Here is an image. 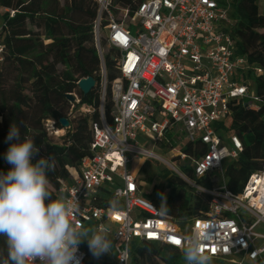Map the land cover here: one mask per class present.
<instances>
[{"label":"built area","instance_id":"obj_1","mask_svg":"<svg viewBox=\"0 0 264 264\" xmlns=\"http://www.w3.org/2000/svg\"><path fill=\"white\" fill-rule=\"evenodd\" d=\"M94 1L100 123L93 127L89 155L67 168L69 176L60 182L56 198L63 195L79 205L74 223L107 229L114 264H130L134 246L140 243L181 252L183 238L193 232L210 237L206 253L211 260L264 264V161L240 193L226 187L224 164L237 159L243 147L236 136L223 135L219 125L229 118L234 102L257 110V98L242 78L246 62L236 55L228 32L230 0H143L133 8L113 0ZM4 51L0 40V64ZM106 53L118 73L110 85V122L104 117ZM70 95L72 108L90 112L76 94ZM45 128L60 137L69 126L56 130L47 121ZM187 145L191 154L183 150ZM149 146L169 152L177 149L173 159L180 165L188 160L192 177L173 168ZM145 159L162 161L193 190L209 195L208 211L188 219L183 227L162 214L143 196L130 169L133 163L143 165ZM201 178L213 183V188L198 186L196 180ZM113 200L118 201L116 208ZM77 256L83 264L80 246Z\"/></svg>","mask_w":264,"mask_h":264},{"label":"trees","instance_id":"obj_2","mask_svg":"<svg viewBox=\"0 0 264 264\" xmlns=\"http://www.w3.org/2000/svg\"><path fill=\"white\" fill-rule=\"evenodd\" d=\"M142 1L113 0V3L133 8ZM0 10L3 11L0 40L5 48L0 64V171L7 172L11 167L4 155L9 147L6 137L15 123L20 126L22 138L26 135L34 139L41 156L55 157V169L47 173L49 191L55 199L60 182L69 176L67 168L76 167L89 155L93 127L100 123V61L92 34L97 5L94 0H0ZM6 10L12 11L13 16ZM228 14L232 22L228 32L234 40L235 53L246 62L242 78L251 82L257 98V110L234 102L229 118L219 125L223 135L236 136L243 147L237 159L224 164L226 187L237 194L264 161V15L259 13L257 0H230ZM104 67L107 82L104 117L110 122V85L118 78L110 53L104 56ZM258 70L260 74L256 73ZM87 77L95 80L96 87L83 95L77 82ZM67 94H76L80 105L90 107V112H79V106L72 108ZM62 118L68 120L69 128L63 136H51L45 123L51 121L60 130ZM183 150L191 154L190 145ZM181 169L186 177H192L188 160L181 164ZM167 184L177 186L183 196L178 197L172 190L165 201L148 200L179 226L208 211L209 195L197 191L192 196L185 194L188 184L177 176L168 177ZM196 184L205 190L213 188L206 178L196 180ZM5 240L0 236V250L6 252ZM79 246L85 253L83 264L114 262L111 251L96 258L87 241ZM130 264H185V261L182 252L140 243L134 246Z\"/></svg>","mask_w":264,"mask_h":264},{"label":"clouds","instance_id":"obj_3","mask_svg":"<svg viewBox=\"0 0 264 264\" xmlns=\"http://www.w3.org/2000/svg\"><path fill=\"white\" fill-rule=\"evenodd\" d=\"M6 142L9 147L4 159L11 167L0 171V236L6 238L0 264H80L77 252L83 241L96 258L110 253L107 229L74 223L79 205L69 203L63 195L52 199L47 173L54 171L55 157L41 156L34 139L22 138L15 123ZM111 205L116 208L118 201ZM209 239L207 233L199 232L183 238L180 250L185 264H211L206 253Z\"/></svg>","mask_w":264,"mask_h":264},{"label":"rangeland","instance_id":"obj_4","mask_svg":"<svg viewBox=\"0 0 264 264\" xmlns=\"http://www.w3.org/2000/svg\"><path fill=\"white\" fill-rule=\"evenodd\" d=\"M257 4L259 8V13L261 15H264V0H257ZM2 12L3 11L0 10V16L2 15ZM247 83L249 85L250 95L252 96L255 94L253 85L251 84V82ZM100 89L102 93L101 86ZM254 104L256 103L254 102ZM172 137L173 133L168 135L169 139H172ZM148 148L151 149L154 154L165 160L176 170H182L181 165L176 163L173 159L174 156L177 154V149L169 152L158 148L152 149L150 146ZM130 169L136 174L137 183L139 184L140 190L146 199L150 198L153 200L159 199L161 201H165L166 198L172 193V190L176 191L178 197L183 196L180 191L181 189H179L177 186H170L167 184L168 177H175L177 176V174L162 161H158L155 159H145L143 165H141V163H133ZM164 174H167V176L163 177ZM215 184H217V182ZM187 187L188 188H186L184 191L185 194L192 196L195 190H193L189 185ZM211 264H218V262L211 260Z\"/></svg>","mask_w":264,"mask_h":264},{"label":"water","instance_id":"obj_5","mask_svg":"<svg viewBox=\"0 0 264 264\" xmlns=\"http://www.w3.org/2000/svg\"><path fill=\"white\" fill-rule=\"evenodd\" d=\"M77 86H78L79 91L83 95H87L89 94L91 90H93L96 87V82L93 78L87 77V78L80 79L78 81ZM65 97L69 102H73V97L70 94H67ZM59 124L62 128H67L69 126L68 120L65 118L60 119Z\"/></svg>","mask_w":264,"mask_h":264},{"label":"snow or ice","instance_id":"obj_6","mask_svg":"<svg viewBox=\"0 0 264 264\" xmlns=\"http://www.w3.org/2000/svg\"><path fill=\"white\" fill-rule=\"evenodd\" d=\"M153 235H154V234H153ZM175 243L179 244V243H180V241H179V240H176V241H175Z\"/></svg>","mask_w":264,"mask_h":264}]
</instances>
